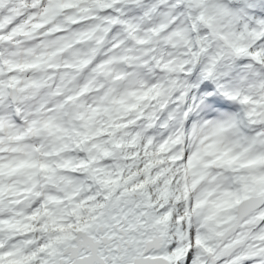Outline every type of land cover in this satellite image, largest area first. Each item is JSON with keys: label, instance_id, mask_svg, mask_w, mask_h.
<instances>
[{"label": "snow or ice", "instance_id": "snow-or-ice-1", "mask_svg": "<svg viewBox=\"0 0 264 264\" xmlns=\"http://www.w3.org/2000/svg\"><path fill=\"white\" fill-rule=\"evenodd\" d=\"M0 264H264V0H0Z\"/></svg>", "mask_w": 264, "mask_h": 264}]
</instances>
